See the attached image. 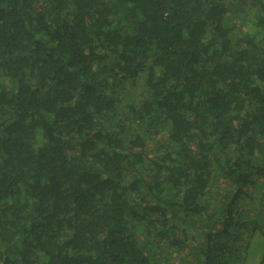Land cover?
I'll return each instance as SVG.
<instances>
[{"label":"trees","instance_id":"16d2710c","mask_svg":"<svg viewBox=\"0 0 264 264\" xmlns=\"http://www.w3.org/2000/svg\"><path fill=\"white\" fill-rule=\"evenodd\" d=\"M261 154L264 0H0V264H222Z\"/></svg>","mask_w":264,"mask_h":264},{"label":"rangeland","instance_id":"374dc122","mask_svg":"<svg viewBox=\"0 0 264 264\" xmlns=\"http://www.w3.org/2000/svg\"><path fill=\"white\" fill-rule=\"evenodd\" d=\"M261 164L264 167V161ZM218 191L213 188L214 193ZM249 191L247 198L239 201L240 209L235 212L232 232L227 240L231 254L222 264H264V185L256 184ZM213 206L214 202H211L209 209ZM211 224L213 222L208 220L206 228Z\"/></svg>","mask_w":264,"mask_h":264}]
</instances>
